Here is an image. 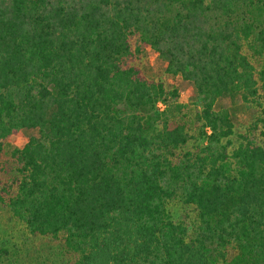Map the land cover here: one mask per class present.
Wrapping results in <instances>:
<instances>
[{"label":"trees","instance_id":"obj_1","mask_svg":"<svg viewBox=\"0 0 264 264\" xmlns=\"http://www.w3.org/2000/svg\"><path fill=\"white\" fill-rule=\"evenodd\" d=\"M0 206V264H264V0H0Z\"/></svg>","mask_w":264,"mask_h":264},{"label":"rangeland","instance_id":"obj_2","mask_svg":"<svg viewBox=\"0 0 264 264\" xmlns=\"http://www.w3.org/2000/svg\"><path fill=\"white\" fill-rule=\"evenodd\" d=\"M166 63L150 48L145 51V57L142 62V68L148 78L158 79L162 76ZM179 90L180 101L187 103L196 96L195 89L190 82L184 81L181 77L175 79ZM227 108L232 110L235 123V133H242L245 127L253 120L256 111L244 105L239 99L223 98L216 102L215 110ZM38 136V131L33 129L21 130L16 139V145L22 146L30 137ZM5 209L0 206V245L9 240L11 244L24 239L21 228L7 222ZM7 222V223H6ZM6 240V241H5ZM5 241V242H3ZM5 264H10L12 257L8 256Z\"/></svg>","mask_w":264,"mask_h":264}]
</instances>
